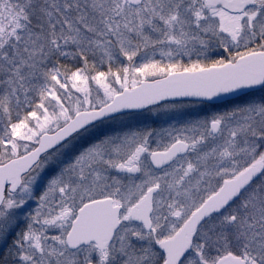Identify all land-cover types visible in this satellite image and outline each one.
<instances>
[{
	"label": "snow or ice",
	"instance_id": "1",
	"mask_svg": "<svg viewBox=\"0 0 264 264\" xmlns=\"http://www.w3.org/2000/svg\"><path fill=\"white\" fill-rule=\"evenodd\" d=\"M0 264H264V0H0Z\"/></svg>",
	"mask_w": 264,
	"mask_h": 264
}]
</instances>
